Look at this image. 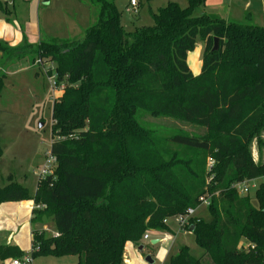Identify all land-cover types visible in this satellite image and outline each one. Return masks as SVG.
Listing matches in <instances>:
<instances>
[{"label": "trees", "instance_id": "16d2710c", "mask_svg": "<svg viewBox=\"0 0 264 264\" xmlns=\"http://www.w3.org/2000/svg\"><path fill=\"white\" fill-rule=\"evenodd\" d=\"M89 2L99 14L82 40L24 38L13 48L0 41L4 65L35 55L39 65H55L48 75L61 90L53 105L52 174L32 197L12 177L0 187V204L44 206L33 210V226L53 221L55 236L33 230V260L125 264L127 243L170 231L165 221L210 196L212 220L193 218L185 228L194 227L203 256L184 246L169 264H264V165L248 150L264 124V26L227 22L203 12L206 0H187L186 8L169 2L151 13L153 26L127 32L116 0ZM198 39L205 46L194 76L187 60ZM24 49L30 53L17 56ZM3 79L0 72V95ZM140 112L179 118L200 133L160 138L142 128ZM257 180L258 208L251 193L233 188ZM24 255L16 245L0 246V263Z\"/></svg>", "mask_w": 264, "mask_h": 264}, {"label": "rangeland", "instance_id": "374dc122", "mask_svg": "<svg viewBox=\"0 0 264 264\" xmlns=\"http://www.w3.org/2000/svg\"><path fill=\"white\" fill-rule=\"evenodd\" d=\"M45 0H0V41L9 47L22 44L23 39L31 44L40 40L48 41H76L82 40L85 31L97 20L99 9L89 0H49L48 5H43ZM138 11L135 13L129 6L130 0H116V7L122 13L121 21L127 32L136 28L154 25L151 13H158L169 2L178 3L181 8H186L187 0H137ZM251 2L253 8L248 12L253 13L252 20L245 19L243 12L246 5ZM217 3V4H215ZM223 7L220 10V8ZM260 8L258 0H206L204 10L211 16H226L231 23L243 25L264 26V22L257 17ZM6 10L8 14H5ZM30 53L24 49L17 56ZM36 59V61H35ZM203 46L198 39L196 48L188 55V66L194 76H198L202 69ZM4 58L0 53V72L3 73V89L0 95V143L2 155L0 157V187L9 184V178L29 191L32 197L37 189L42 172L53 171L54 163L50 158L52 144V117L54 100L59 96L60 89L55 87L53 77L48 72L55 68L49 62H42L35 55H27L21 59L12 60L4 65ZM54 76V74H53ZM139 122L142 128L164 138L174 130L185 131L189 134L200 133L195 125L187 124L179 118L152 117L140 112ZM249 152L255 163L264 165V124L257 135L249 144ZM211 165V162H208ZM210 179H208L209 181ZM262 181H255L259 185ZM250 184L252 204L258 208L255 200L256 189ZM35 206V204H34ZM197 213V214H196ZM197 216L205 222L212 220L209 208L199 205L195 209L194 218ZM167 227L172 236L164 238L160 245H152V240L162 239L164 235L159 232L151 233V241H141L133 251L137 256H142L138 250L146 246L151 254L145 253V258L150 256L156 264H169L172 256L176 255L181 247L187 246L191 255L201 258L204 251L197 245L195 236L187 231H182L178 224V217L167 220ZM38 230L46 236H55V226L51 218H45L39 224ZM167 233L169 231H162ZM152 250V251H151ZM125 255L133 256L129 248ZM164 256L165 262L162 263ZM79 258L52 256L37 257L32 264H77ZM9 264V263H7ZM147 264V263H144Z\"/></svg>", "mask_w": 264, "mask_h": 264}, {"label": "crops", "instance_id": "0c3cea01", "mask_svg": "<svg viewBox=\"0 0 264 264\" xmlns=\"http://www.w3.org/2000/svg\"><path fill=\"white\" fill-rule=\"evenodd\" d=\"M46 1L49 2V0H45L44 2H46ZM44 2H43V5H44ZM219 2L222 3L223 0H219ZM258 2H259L260 8L256 12V14H257V17L261 20V22H264V0H258ZM215 4H217V3H215ZM127 8H126V10H127ZM222 8L223 7H221L220 10L225 11V9H222ZM251 8H253V5L251 2H249L246 5L245 9L243 10V12L246 13L245 19L247 18L249 20H252L253 13L248 12V10H250ZM203 12L206 13L205 10H203ZM217 18H220V19H223V20H226L227 22H229V19L226 16H224V17L221 16V17H217ZM255 26H259V25H255ZM40 38H42V36L39 37L38 43L41 41ZM201 44L203 46L202 42H201ZM19 45H21V44H19ZM203 50H204V47H203ZM35 192H34V194H35ZM33 207H34V202L30 201V200H23L20 202H5V203L0 204V246L16 245L19 247V249L24 254H28L31 251L32 232L34 229L38 230V227H37L38 225H35V226L32 225ZM195 217H197V216H195ZM182 231H184V230H181L180 233H183ZM187 232H190V231H187ZM151 233L152 232L149 233V235H150L149 240H147V241L142 240V241L150 242L151 241ZM159 233L161 235H164V237L162 239L152 240V242L153 241L157 242L156 244H154L155 246L160 245L162 243V241H164L163 240L164 238H166L167 240H170L169 238L172 236L170 231L167 233H163V232H159ZM190 233H192V232H190ZM136 246L137 245L130 243V242L126 244L125 249L129 248L128 253L130 252L132 254L133 258L131 259L129 257V254L125 255V251H124L125 264H144V263L150 264L149 262L145 261V255L144 254L145 253L151 254L153 251L151 250L152 252H149L146 246H140L138 250L142 253V256H137V254H135L133 252V251H135ZM165 258H166V256H164L162 263L165 262L164 261ZM12 260L13 259L7 260L6 262H4V264H7V263L10 264V262ZM151 260H152V258H151ZM152 264H156V263L153 261Z\"/></svg>", "mask_w": 264, "mask_h": 264}, {"label": "built area", "instance_id": "2783aa9c", "mask_svg": "<svg viewBox=\"0 0 264 264\" xmlns=\"http://www.w3.org/2000/svg\"><path fill=\"white\" fill-rule=\"evenodd\" d=\"M129 7L132 8V10L137 13L138 11V1L137 0H130V4H129ZM128 7V8H129ZM127 8V10H128ZM40 63V61H39ZM38 63V64H39ZM51 160H53V163H55V159H53L52 157H50ZM42 176L40 179H43L45 176L49 175V174H52V171L51 172H46L45 170L42 172ZM255 181H245V182H242V183H237L233 186V188L235 190H237V192L242 195V196H246L248 194H250V184L253 183V188L256 189L258 185H255L254 183ZM199 202L201 205L203 206H206V207H209L210 206V196H205V197H201L199 199ZM44 208V206H34L33 207V210L34 209H42ZM194 214H195V209L193 208H190L186 211L185 214H182V215H179L177 216L178 217V224L180 226V229L181 230H185V228L187 226H189L190 224V221L194 218ZM167 222V221H165ZM150 239V235L149 233L145 234L144 237H143V240L147 241ZM33 262V257H32V249L31 251L28 253V254H25L22 258L20 259H13L10 264H32Z\"/></svg>", "mask_w": 264, "mask_h": 264}, {"label": "water", "instance_id": "95a60500", "mask_svg": "<svg viewBox=\"0 0 264 264\" xmlns=\"http://www.w3.org/2000/svg\"><path fill=\"white\" fill-rule=\"evenodd\" d=\"M48 4H49L48 1L44 2V5H48ZM204 46H205V44L203 43V47H204ZM218 48H219V40H218L217 38H215V40H214V49H213V51H217ZM193 230H194V227H191V228H190V232H193ZM156 243H157V242H155V241L152 242L153 245L156 244ZM145 261H146V262H149L150 264L153 263V261L151 260V257H150V256L146 257V258H145ZM0 264H4V263H0Z\"/></svg>", "mask_w": 264, "mask_h": 264}]
</instances>
